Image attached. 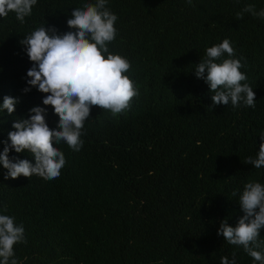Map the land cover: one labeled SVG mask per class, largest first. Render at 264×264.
<instances>
[{"label": "trees", "instance_id": "trees-1", "mask_svg": "<svg viewBox=\"0 0 264 264\" xmlns=\"http://www.w3.org/2000/svg\"><path fill=\"white\" fill-rule=\"evenodd\" d=\"M95 2L37 0L23 24L14 12L0 17V103L18 100L12 114L0 112V151L31 107L47 109L50 128L59 119L42 103L47 94L22 91L33 62L19 40L43 24L69 31L72 9ZM249 4L264 9V0H107L118 17L109 51L129 60L139 95L116 116L93 106L80 151L54 144L66 159L58 178L5 179L0 165V214L25 229L19 264H220L233 254L236 264H259L217 234L221 220L235 227L243 215L244 184H264V166L245 164L264 133V18L236 17ZM224 39L243 57L255 108L214 105L195 76L206 48ZM259 234L264 241V227Z\"/></svg>", "mask_w": 264, "mask_h": 264}, {"label": "clouds", "instance_id": "clouds-1", "mask_svg": "<svg viewBox=\"0 0 264 264\" xmlns=\"http://www.w3.org/2000/svg\"><path fill=\"white\" fill-rule=\"evenodd\" d=\"M191 4L192 0H188ZM37 0H0V17L14 12L20 23L30 16ZM107 0L85 3L73 8L66 23L69 31L59 33L54 26L44 24L19 40L24 46L32 66L27 70L28 87L23 92L36 87L45 93L43 105H51L58 115L57 126L50 128L46 123L47 109L33 106L27 118L13 121V131L8 132V141L0 151V165L7 171L4 178L16 179L23 175L30 178L37 175L45 180L59 177L66 164L62 151L54 144L64 142L73 151H80L85 121L89 119L91 108L98 106L113 116L128 110L131 101L139 95L134 82L126 73L129 60L109 51L108 45L116 39L115 23L117 15L107 7ZM244 13L264 18V9L256 10L255 5H246L236 14L242 19ZM225 54L228 58H224ZM235 58V49L228 39L206 48V55L196 64L195 76L209 85L214 105L240 107L241 104L255 108V92L248 83L244 65ZM220 61V62H217ZM16 98L4 96L0 112L15 111ZM10 149L15 153L28 152L34 156V163L28 159L10 157ZM259 169L264 166V133L260 134L259 150L256 157L245 159ZM233 196L237 193L234 191ZM238 204L243 211L235 227L227 220H221L217 234L231 245L242 246L244 251L259 264H264V241L259 239L264 227V184L247 182L239 195ZM4 211H7L6 207ZM26 243L25 229L15 223V217L0 214V264H19L15 258L14 245ZM220 264H236L232 258L221 257Z\"/></svg>", "mask_w": 264, "mask_h": 264}]
</instances>
